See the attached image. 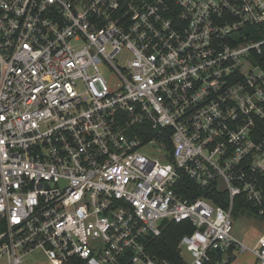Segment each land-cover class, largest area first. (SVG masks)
<instances>
[{
    "label": "built area",
    "instance_id": "built-area-1",
    "mask_svg": "<svg viewBox=\"0 0 264 264\" xmlns=\"http://www.w3.org/2000/svg\"><path fill=\"white\" fill-rule=\"evenodd\" d=\"M258 175L264 0H0V264H175L165 222L182 264H264L232 233Z\"/></svg>",
    "mask_w": 264,
    "mask_h": 264
},
{
    "label": "trees",
    "instance_id": "trees-1",
    "mask_svg": "<svg viewBox=\"0 0 264 264\" xmlns=\"http://www.w3.org/2000/svg\"><path fill=\"white\" fill-rule=\"evenodd\" d=\"M256 181L262 192L264 208V176H256ZM176 190L187 199H194L198 196H203L211 200L213 203L221 205H223L226 197L225 192H218L213 187H200L186 176L182 178L180 183L177 185ZM258 210L259 209L257 207H254L248 201H245L242 195L235 197V203L232 207V214L234 216L241 212H248L264 219V212L259 214ZM190 231H192V227L188 223L165 222L159 236L148 238L147 250L159 257L167 258L175 264H182V259L180 258L177 250V244L180 237ZM218 257L220 258V255H218ZM218 257L212 255L214 260ZM209 264H214V262Z\"/></svg>",
    "mask_w": 264,
    "mask_h": 264
},
{
    "label": "rangeland",
    "instance_id": "rangeland-1",
    "mask_svg": "<svg viewBox=\"0 0 264 264\" xmlns=\"http://www.w3.org/2000/svg\"><path fill=\"white\" fill-rule=\"evenodd\" d=\"M101 69L105 76L111 75L107 68L103 67ZM232 233L243 241L244 245L252 247L259 237L264 236V219L248 212H241L236 216L232 214ZM235 254L236 256L229 264H255V257L249 250H245L238 255ZM182 255L186 260L189 259L186 251H183ZM24 264H32L31 259Z\"/></svg>",
    "mask_w": 264,
    "mask_h": 264
},
{
    "label": "crops",
    "instance_id": "crops-1",
    "mask_svg": "<svg viewBox=\"0 0 264 264\" xmlns=\"http://www.w3.org/2000/svg\"><path fill=\"white\" fill-rule=\"evenodd\" d=\"M238 241H240L241 243H243V241H241L238 237H235ZM255 245V244H254ZM253 245V246H254ZM237 248L236 247H233L232 248V250H231V253L229 254V256H230V259H228L227 261H228V264H229V262L236 256V254L235 253H237V255L239 254V253H242V252H238L237 250H236Z\"/></svg>",
    "mask_w": 264,
    "mask_h": 264
}]
</instances>
